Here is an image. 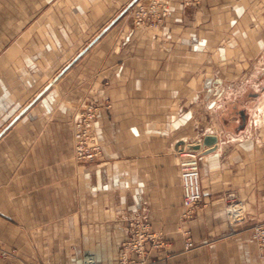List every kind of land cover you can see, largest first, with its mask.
I'll use <instances>...</instances> for the list:
<instances>
[{
    "label": "crops",
    "instance_id": "0c3cea01",
    "mask_svg": "<svg viewBox=\"0 0 264 264\" xmlns=\"http://www.w3.org/2000/svg\"><path fill=\"white\" fill-rule=\"evenodd\" d=\"M185 1L135 29L145 0H0V264H81L84 250L117 264L133 219L168 240L157 264H264L250 238L264 220V0ZM86 102L109 108L100 158L78 164ZM206 135L217 143L198 151L202 197L184 222L175 145Z\"/></svg>",
    "mask_w": 264,
    "mask_h": 264
},
{
    "label": "built area",
    "instance_id": "2783aa9c",
    "mask_svg": "<svg viewBox=\"0 0 264 264\" xmlns=\"http://www.w3.org/2000/svg\"><path fill=\"white\" fill-rule=\"evenodd\" d=\"M200 2L201 0H186L185 4L191 5ZM169 3L170 0H147L144 3L136 4L131 14L133 28H157L169 15ZM108 108L107 104L99 107L91 103H82L78 107L71 128L73 159L76 163L89 164L100 158L102 148L93 134V127L100 110ZM176 155L178 177L182 190L183 211L180 218L182 221H188L194 217L202 197L199 154L198 151L178 147ZM225 216L229 227H236L244 220L243 209L236 201L233 192L226 195ZM250 238L258 251L264 254V220L250 228ZM127 239L129 242L123 243L119 250L118 264H154L145 258L146 242L151 243L150 249H159L165 244L162 232L152 231L146 221L137 219L128 222ZM185 239L184 248L187 250L189 239L186 236ZM81 264H96V261L89 251H83Z\"/></svg>",
    "mask_w": 264,
    "mask_h": 264
},
{
    "label": "rangeland",
    "instance_id": "374dc122",
    "mask_svg": "<svg viewBox=\"0 0 264 264\" xmlns=\"http://www.w3.org/2000/svg\"><path fill=\"white\" fill-rule=\"evenodd\" d=\"M147 0H145V2H146ZM144 3V2H143ZM136 29H140V28H136ZM260 87H264V85H262V86H260ZM259 87V88H260ZM258 88V89H259ZM259 92V91H258ZM86 103H89V102H86ZM97 106V105H96ZM100 107V106H99ZM103 108V107H102ZM76 112H77V110L75 111V115H76ZM75 115H74V117H75ZM243 209V208H242ZM243 216H244V210H243ZM225 218H226V216H225ZM189 221V220H188ZM184 222H186V221H184ZM226 222H227V220H226ZM242 223V222H241ZM241 223L238 225V226H236V227H230V228H238L240 225H241ZM227 224H228V222H227ZM256 224V223H255ZM254 225V224H253ZM252 225V226H253ZM229 226V225H228ZM251 226V227H252ZM187 234H186V233ZM185 232H183V250L184 251H188L189 249H190V247H191V237H190V235H189V232L188 231H185ZM186 234V235H185ZM185 236H186V238L188 237V239H189V241H188V245H189V247H188V249L187 250H185V248H184V246H185V242H186V239H185ZM126 242H129V239H127V237L122 241V243L120 244V247H119V250H120V248H121V245L123 244V243H126ZM163 242L165 243L164 244V246L162 247V248H159V249H150V245H151V243L150 242H146V248H147V252L145 253L146 255H145V258H146V260L147 261H149V262H151V263H154V264H157V262H158V258H159V255L162 253V251L166 248V246L168 245V240H166L165 238H164V240H163ZM119 250H118V254H117V264H118V258H119ZM258 250V249H257ZM84 251H87V250H84ZM83 252V251H82ZM82 252H81V257H82ZM151 254H156L157 256H154V257H151ZM94 256V255H93ZM131 256V255H130ZM8 257V253L5 251V250H3V249H1L0 248V259H5V258H7ZM95 258V257H94ZM81 259V258H80Z\"/></svg>",
    "mask_w": 264,
    "mask_h": 264
},
{
    "label": "water",
    "instance_id": "95a60500",
    "mask_svg": "<svg viewBox=\"0 0 264 264\" xmlns=\"http://www.w3.org/2000/svg\"><path fill=\"white\" fill-rule=\"evenodd\" d=\"M258 94H254V97H257ZM242 117V121L244 123V117ZM243 126V125H242ZM217 143V138L213 135H206L203 137L201 143L196 144V145H186L183 141H179L178 143H176L175 145V149L180 147V149H186V150H195V151H199L201 149V146H207L210 147V151H214L215 150V146Z\"/></svg>",
    "mask_w": 264,
    "mask_h": 264
},
{
    "label": "bare ground",
    "instance_id": "6f19581e",
    "mask_svg": "<svg viewBox=\"0 0 264 264\" xmlns=\"http://www.w3.org/2000/svg\"><path fill=\"white\" fill-rule=\"evenodd\" d=\"M256 110H258V109H256ZM259 112L260 113H264V104H263V107H259ZM264 115V114H263Z\"/></svg>",
    "mask_w": 264,
    "mask_h": 264
}]
</instances>
